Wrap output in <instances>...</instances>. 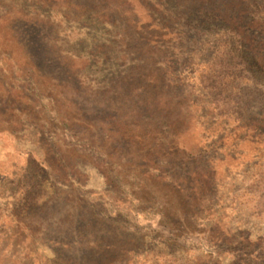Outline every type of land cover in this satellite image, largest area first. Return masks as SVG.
<instances>
[{
    "label": "rangeland",
    "instance_id": "374dc122",
    "mask_svg": "<svg viewBox=\"0 0 264 264\" xmlns=\"http://www.w3.org/2000/svg\"><path fill=\"white\" fill-rule=\"evenodd\" d=\"M169 197L195 232L161 220ZM108 243L116 264H264V0H0V264Z\"/></svg>",
    "mask_w": 264,
    "mask_h": 264
},
{
    "label": "trees",
    "instance_id": "16d2710c",
    "mask_svg": "<svg viewBox=\"0 0 264 264\" xmlns=\"http://www.w3.org/2000/svg\"><path fill=\"white\" fill-rule=\"evenodd\" d=\"M203 2H207V1H209V0H202ZM236 5V4H235ZM239 5H242V4H239ZM238 6V5H237ZM245 13V11H243L242 12V14H244ZM246 14V13H245ZM241 20V18L240 19H238L237 21H240ZM250 21V25H254V24H256L257 22H256V20L255 19H250L249 20ZM203 23V24H202ZM202 23H193V25H189L188 24V21H187V23L184 25V27L186 28V29H190V30H193L195 33H197V34H199L200 33V27H202V28H204L203 26H205L206 24L204 23V22H202ZM230 24H236L235 26H233V27H231V28H229V32L236 38V39H238V41L240 40V41H244L245 39L246 40H249L247 37H245V35L242 33V31H241V29H240V27H239V25H237V23H234V22H232V20L230 21ZM207 25H209V24H207ZM236 27V28H235ZM207 28H208V26H207ZM206 33V35L210 38L211 36H214V35H212L211 34V30H206L205 31ZM237 44H238V42H237ZM241 52H243V51H240V53ZM239 57V56H238ZM258 68V67H257ZM167 145H169L168 146V150L169 151H171V153L173 154V155H179V153H181L180 151H179V149L177 148V145H176V143H175V141H173V142H170L169 144H167ZM150 146V145H149ZM148 149H150V150H152L151 148H149L148 147ZM147 149V150H148ZM163 179H161L160 177L159 178H156V180H154V178H151V179H149V181H150V186L152 187V189L154 188L153 187V185L154 186H159L160 185V189L159 190H164V187H168L169 189H170V194H172V195H174V194H176L177 193V191H175V188H173L174 186L173 185H170V186H165V185H163L162 184V181ZM156 182H158V183H156ZM159 182L161 183V184H159ZM163 186V187H162ZM146 188L148 187V186H145ZM168 195H169V193H167ZM170 199H167V201H163V205L161 206V211H160V216H161V220H162V218L164 219L165 218V224H167L168 226H169V229L170 230H174V229H176V228H178L179 230H182V231H186V232H188V233H190V234H192V232H195V223L194 222H192V221H190V220H186L185 219V205H183L182 203H180L179 201H172L173 199L171 198V197H169ZM142 202V201H141ZM145 202H147V201H145ZM149 202H151V201H149ZM151 204H153V203H151ZM190 206V205H189ZM187 213L189 214L190 213V211H189V209H187ZM95 245V244H94ZM98 247V246H97ZM91 252L96 256L97 255V253H104V255L106 256V261L104 260V263H103V261H101V264L103 263V264H116V263H114L115 261L114 260H117L115 257H111V256H113V254H114V252H115V249H114V247H112V245L111 244H106V245H104L103 246V248H102V250L100 251V252H96V251H94V250H91ZM116 253H126V252H124V251H122V252H116ZM109 258H111L110 259V261H108L109 260ZM102 260H103V258H101ZM108 261V262H107ZM105 262H107V263H105Z\"/></svg>",
    "mask_w": 264,
    "mask_h": 264
}]
</instances>
